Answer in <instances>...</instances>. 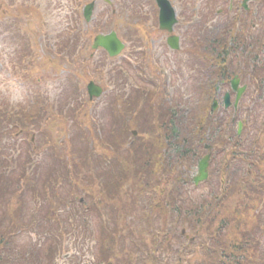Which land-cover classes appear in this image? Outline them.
Wrapping results in <instances>:
<instances>
[{
  "label": "rangeland",
  "instance_id": "374dc122",
  "mask_svg": "<svg viewBox=\"0 0 264 264\" xmlns=\"http://www.w3.org/2000/svg\"><path fill=\"white\" fill-rule=\"evenodd\" d=\"M0 1L4 2L3 4L5 7L3 10L7 9L8 13L13 18H16L14 9L10 8L12 4L15 5L18 3L21 5L22 3L21 6H15V8L23 11H36L43 6H51L53 10L58 3L65 5L68 0H39V3L36 4H33L34 0H24V2L22 0H15L14 3L12 0ZM96 1L93 17L98 18L106 5L104 0ZM109 1L111 3V5H108L110 11L116 12V17L111 24L114 25L113 28H116L118 34L121 36L123 35L127 39L139 40L142 44L155 41L158 43V41L163 38L164 35L162 33L149 31L151 25H154V19L152 18H154V15L156 16L157 13L152 0ZM171 1L173 6L177 8L176 11L180 19L175 34H181V36L178 35L181 50L174 55V64L175 66L178 65V74L182 81L185 78L184 67L188 59L194 67L193 60L197 59L199 61L197 70L202 72L205 68H201V60L205 62L206 54L217 57V65L219 67H222V61L230 62L232 60L230 51L224 47H219V45L216 47L219 52L215 53L213 49L208 51V48L211 47L207 44L209 39L213 38L212 43L232 39L236 33L240 35V25L245 26V21H247V24L248 22L250 24H255L256 30L258 31L264 30L262 28L264 20H261L264 16V0H259V3L252 8L250 12L251 16L246 19L243 18L240 23H235V25L232 24V20L230 19L231 15H235V18H242L241 16H237V10L234 9V7L240 5L237 0H235L234 3L230 2V0ZM194 5H197V8H193ZM216 8L218 12L215 13ZM186 10L188 12L193 11V13H189L191 14L190 20H187L185 16ZM39 11V30H49L48 34L51 38L55 39L60 31L67 28L68 22L64 20H60L55 25H47L45 22V11ZM58 12L59 11H56L55 13ZM199 12L202 14L204 13L205 17L213 12V16L203 19V22L199 24L196 23V21H198L197 17L202 16ZM145 15L146 18L147 16H149V18H144ZM257 15H259V18ZM23 21V29L26 28L25 24L31 26L33 30L38 27V19L36 16L32 18L23 16ZM260 21L263 22L262 25L259 24ZM109 23L105 21L104 24L99 25V22L93 18L89 24L82 22L79 25L69 26L67 29V38H65V40H69L70 43L73 44H79L76 50L79 54H72V58H75L73 60H84L83 57L88 53L86 48L84 50L81 48L83 45L91 46L90 33L94 34L93 30L96 29L108 31L112 27L107 26ZM6 27L14 30L12 38L8 39L9 37H7L5 39L6 41L0 39V74H6L7 76L6 52L11 53L14 58L20 54L24 55V57H26V55L30 56L31 53L29 49L30 46L25 37L17 31L19 25L11 21ZM28 29L29 28H27V30ZM192 40H195V43ZM184 42L187 44L185 52L183 51ZM253 45L257 46L256 42L254 43L253 41ZM230 47L232 46L230 45ZM71 48L75 47H65L68 51H70ZM37 50H40L39 44ZM50 50H52V48H50ZM132 52L131 50L130 53ZM166 53H168L166 48L162 47L161 59L164 58ZM220 53H226L223 59V54ZM39 54L45 55V52L42 53L39 51ZM66 56L70 60L69 55H64L60 56L58 59H52L53 61L51 62L41 64V67H39V78L43 77L46 79V84H53L54 82V85L57 86L54 96L55 104L62 98H65L66 95L75 94L77 95L74 97L77 101V105L79 103L82 113H85L83 105H85L86 102L81 101L79 96L83 91V87L77 89L79 90L77 91L72 81L69 84L67 82L60 84V82L51 79L55 74L57 78L61 77V73H58L60 68L66 67L69 63ZM140 57L143 58V56ZM30 60L31 58H29V61ZM95 60H98L97 57ZM249 60L251 61L253 58L249 56ZM129 63L131 67L134 66L132 59L129 60ZM130 66L124 65L120 60L114 61L112 67H114L118 73V76L114 74L116 78L112 80V86L116 84L113 89V93L115 94L114 98L110 99L111 95L107 93L104 100L101 99L102 101L100 100L99 102L98 99L94 100L95 103L92 109L85 113L86 117L83 116V114L79 115L80 109H78L75 115L79 118H75L72 121L70 119V122L65 124L64 130H62L61 127L58 128V126L54 124L49 125V129L45 130L43 136H36L38 143L34 144V147L26 144V142L18 143L17 139L7 136L5 131V123H7L5 120H7V118L0 116V255L12 254L13 259L10 264H153V257L155 256L158 257L156 264H180V262H184L183 264L213 263V259H215L214 251H219L217 244L220 242L211 241L205 231H203V234H199L198 237L200 246L202 245V238L206 244L201 251L198 250V253H200L199 255L195 252L191 255L184 251L185 249L182 245H185L188 240L185 235L183 237L181 232L178 231L181 230L180 226H184L189 229V231L186 232L189 238H195L197 235L196 229L198 228L196 220L197 214L195 212L196 208L194 206H184L181 204V194L175 193L172 185L168 187L165 185L166 189L164 193L166 195V200L162 202L163 205L156 206L165 209V222L162 216H157L150 212L148 213V208L152 203L157 202L154 198L156 196L160 197V192L143 193L141 196L137 197V192L140 193L141 187H150L154 185V182L150 179L156 178L157 175L152 169V163L155 160L158 161L162 159L165 152V150H163L164 145L160 148H156L153 143L151 144L150 141H146L150 134L149 132L155 129L152 123H162V125L169 126V123L173 122L168 128V131L161 129V134H159L161 138L158 141L161 143L165 142L169 147V151L173 149L174 146H180L181 149L190 148L192 151H196L198 156H201L206 151L200 149L197 142L200 141L199 145L204 143L205 132L208 130L206 122L209 118L210 106L212 103L210 96L212 95L205 93L204 90L202 94H197L201 95L199 97L196 96V94L193 95V97L184 94L180 98L179 94L176 93L177 98L175 97V99H172V102L165 101L160 95L152 93L153 90L147 93L130 87L129 80L122 75V73L127 75L126 70ZM212 67H214V65L209 64L208 70ZM178 68L175 67V69ZM18 71L19 68L16 69L17 74ZM81 71L85 73L87 69L82 68ZM157 72L158 71H154L152 74L148 73V75L144 77H142L141 74H137V83L145 87H147L145 84L166 85V78H164V76L161 77ZM250 72L252 71H247V77H249ZM154 74L156 76L155 80L153 78ZM197 75V73L194 74V76ZM130 76V81H133L135 74H130ZM7 78L18 85L20 83V78L17 75H12L11 77L7 76ZM40 81L39 79V82ZM202 84H205V82L203 83L202 81ZM112 86L106 90L110 91ZM65 87H67V89L62 92ZM182 87L184 88V86ZM20 88L23 91V85L20 86ZM43 91V94H39L42 98H45V94H47L45 87H43ZM66 91L68 92L67 94ZM125 91L127 94L123 95L122 93ZM23 95L24 100L22 104L26 103V108L36 114L34 115L35 117H37V114L42 116L41 110L43 104L39 105V102L35 100H27L25 91H23ZM170 96L173 97L171 94ZM5 101L7 102L4 96L0 94V107L5 105ZM255 106L254 110L261 109L258 113V115H260L259 120L257 119V121L253 123L260 125L261 119L264 118V100L261 101V103H255ZM10 107L12 108V105H10ZM17 107L20 106H13V108ZM26 111L27 110L23 108L16 117H22L23 113H26ZM87 114L92 118L91 122ZM26 116L32 115L27 113L24 117ZM11 119H14V117ZM75 123H91L88 128L90 132H87L86 135L84 133L86 127L81 125L76 126ZM138 123H143V125L140 126ZM181 123H184V127L181 126ZM209 124L212 125V123ZM190 125H196L192 131L200 132L202 136L200 133H197L195 140L194 133L191 135L192 131L189 129ZM173 127L177 130L178 138L168 135V132H171ZM134 130H136V133L138 132V137L133 136ZM218 131L217 129V132ZM4 134L6 136H4ZM248 134L250 135L245 136L244 140H247V143L253 141L256 136L264 134V128L263 126L257 127L255 131L252 129ZM88 135L90 136L88 137ZM159 135L157 137H159ZM227 137L231 138V136ZM52 138L54 141V148L51 149L52 147H50L43 151L40 144ZM262 138L264 139V136ZM183 141H186V143ZM76 143H78L79 146H76ZM243 143L246 144L245 142ZM142 144L145 145L141 146ZM225 147L227 146H223V148ZM38 148L41 150L40 155L38 153ZM16 150H20L21 154L18 155ZM62 150L67 153L66 156H58V153L55 152ZM162 150L163 153L160 154ZM216 150L221 154L223 153L222 147H215V150L212 151V154L214 152L215 162L220 158L216 157ZM209 151L210 150H208V152ZM223 154H226V151H224ZM71 155H74L75 158L77 157L78 160H73L69 163ZM55 156L58 160L64 161L62 166L65 169H61V171L68 174V178L64 177L65 181L67 179L68 182L72 179L73 175L78 174L77 170H75L78 169L79 166L76 165L77 162L85 161L92 164V175L87 176V178L84 177L87 182L85 186L89 187V189L87 187V192L89 190L90 193L87 195L90 198H86L83 194L84 191L82 192L80 190L83 196L82 201L79 200L78 203L75 201V204H77L76 207L80 209L79 211L86 212L88 215L84 221L82 218L76 219V223H74L75 232L65 234L63 237L59 235L68 230L60 229L55 222H52V218L49 215L52 216V210L55 206L48 204L43 197L53 196V194L59 190L60 185L56 183V180L62 179V175L54 173V166H56V164L51 163ZM190 158L191 156L188 154L182 162L180 160L179 165H177L178 160H173L171 162L180 167L184 164H189ZM40 159L43 163L46 162L43 165L45 166L44 170L39 169L41 168V166H39ZM27 160H31L32 164L30 167L32 169L27 173V179L23 176L19 180L20 176L24 174L23 167H25ZM194 163L195 159L192 158L191 169ZM102 166L107 167L106 169H108L107 172L110 173L109 175L106 173L102 174V172L100 173L99 171L96 172V168L101 167L102 170ZM257 166H261V164ZM71 167H73L75 171H73ZM237 167H239L240 170H231L233 183L236 181L238 175L244 174L251 169L248 167L244 168L243 165H238ZM106 169H103V171L105 172ZM11 171L12 173L9 174ZM86 171L85 169L83 172ZM258 173L259 171L257 174ZM161 179L166 183L167 178L165 176H161ZM81 180H83V178ZM80 184L82 183L80 182ZM67 185V182L64 183V196H66L69 191ZM163 188L164 186L160 189ZM185 189L187 191L184 190V188L182 190L180 189L181 193L187 194L189 199H195L199 202L207 200L208 197L214 193V189L211 186H206V188L200 191H194L188 186L185 187ZM125 192H127L126 195ZM239 192L240 188H237L233 189V191L227 195L224 201L227 208L235 203L237 200L236 196ZM64 196L61 198L57 196L56 200L61 204L64 202L71 203L68 201L71 194L69 198H65ZM144 197H148L149 199L144 201ZM42 200L47 204H43L41 202ZM9 204H14V206L10 208ZM205 205L206 213L204 212L203 215H199L201 218H204L203 220H209L216 213L222 212L212 206L210 201H205ZM92 207L93 209H91ZM125 209H127L126 214ZM190 209L192 210L191 214L188 213ZM71 212H76V209H72ZM136 214L143 218V222H138L139 230L141 231H138L137 228L135 231L131 224ZM67 218L72 219L71 217ZM118 226L120 227L119 234L116 232ZM173 228L178 232L179 236H181L179 244L163 245L160 231L172 230ZM41 230L48 233V236L52 235V238L55 239L58 242L57 244L61 245V247H52L54 241L47 236L44 239ZM260 231L262 232V229H260ZM123 238L124 241H122ZM47 243L51 245L47 246ZM46 251L53 253L56 258H58V262L53 263V261H48L45 258ZM118 251L120 254H118ZM68 254L69 256H67ZM160 255L165 257L162 258Z\"/></svg>",
  "mask_w": 264,
  "mask_h": 264
},
{
  "label": "trees",
  "instance_id": "16d2710c",
  "mask_svg": "<svg viewBox=\"0 0 264 264\" xmlns=\"http://www.w3.org/2000/svg\"><path fill=\"white\" fill-rule=\"evenodd\" d=\"M232 42L231 39L229 40H223L219 41L218 44L223 46L225 49L229 46V44ZM253 78H256L257 81L260 80V82H264V69L256 70L253 75ZM260 100V96L258 97ZM257 114H250L249 115V122L246 125L245 132L238 136L236 132H233L232 125L230 123L221 124L218 128L217 135L213 138L214 140V146L213 149L215 150V147H222L223 153L226 151V154H221L219 151L216 150V157H220L219 160L215 163L213 169V180H216L220 182V192L221 194H224V197H220L218 200V203H214V207L216 209H219L222 212L216 213L213 217L214 220L212 221V224L216 221H218V227H214L211 225V219L203 220L204 218H201L199 215H203V213H206V205L203 202H195L193 204H189L187 206H194L196 208L195 212L197 214V225L199 232L205 231L207 233H210L214 230L212 234H216L218 236L219 241L222 243L224 250L226 254L220 253V263L216 264H264V182L262 178L264 177V163L261 164V166H256L255 164H258V161H261V163L264 161V139L262 138L264 134L258 135L255 137V139L251 142H246L245 136H248L252 129L254 131L257 127L264 128L263 123L261 122L260 125H257V123H253L251 119L257 121ZM38 123V122H36ZM157 126H160L161 129H164V131H168L167 125L162 126V123H155ZM173 124L169 123V127ZM182 126V123H181ZM41 124L39 123V132H40ZM191 131L194 129V126L190 125L189 128ZM263 130V129H261ZM175 135H174V133ZM161 133V132H160ZM190 133V132H189ZM171 137H177V130L173 127L171 130ZM193 135V131L192 134ZM170 136V135H169ZM227 136H231V138H228ZM235 136V137H234ZM178 138V137H177ZM235 138V139H234ZM160 139L156 135L152 137V143L156 148H160L161 146L165 145V142H158ZM186 143V141H183ZM212 142V141H211ZM234 142V144H233ZM245 142L246 144H244ZM53 138L51 140H47L46 145L48 147H53ZM223 146H227L223 148ZM67 149V147H66ZM209 149H212L211 144L209 145ZM168 150V148H167ZM192 150L186 151L185 149H181L180 146H174L173 149H171L166 155L162 156V159H159L158 161H154L152 163L153 169L157 175L156 178H154V185H151L150 187H146L150 191H155L157 189V186L161 182V176L167 175L169 172H174L175 169L178 168L177 165H179L180 160H184L188 154L190 156L193 155ZM77 161L78 159L75 158ZM173 160H178V164L174 165ZM249 162L251 165L255 166L258 169L259 173L257 174V170L253 172L252 175L247 174L246 177H238L240 181H235V183H232V175L231 170L236 166L237 163H244ZM256 162V163H254ZM51 163H55L52 161ZM50 163V164H51ZM56 164V163H55ZM52 165V164H51ZM78 166V174L73 175L72 178H77V180H72L68 183L69 191L68 194L73 195L75 194V191L73 190V185H79L80 189L84 191V194L86 195V198L88 197L87 194H89V190L87 192V187L85 184H87L86 180H80L79 178H84L87 176L92 175V164L85 161H79L77 162ZM54 166V165H53ZM62 165L56 164L54 166L55 168L61 167ZM166 166V168H165ZM74 169V168H73ZM87 170L86 172H83L84 170ZM94 170V167H93ZM261 171V172H260ZM86 173V175H85ZM58 174V173H57ZM81 174V175H80ZM77 176V177H76ZM69 176H67L68 178ZM22 177H20L21 179ZM26 178V177H24ZM92 178V177H91ZM19 179V180H20ZM18 180V182H19ZM64 182V181H63ZM62 181L56 180V183H58L59 190L55 192L57 196L62 197ZM77 182V183H76ZM80 182L82 184H80ZM71 185H70V184ZM239 186V187H238ZM240 188V192L237 194V200L235 203L230 206L229 208L225 205V199L228 193H231L230 191L233 189ZM89 189V187H88ZM237 191V190H236ZM235 191V192H236ZM227 192V193H226ZM143 190H140V196L142 195ZM55 194L53 196H43L45 201L48 204H51L55 206L53 208V214L52 216L49 215L52 218V222H55V224L60 228L68 231L62 232L59 236L63 237L65 234H70L75 232L74 223H76V219H83L85 220L86 216L88 215L86 212H80L75 204L69 205L66 207H71L73 209H76V212H74V217H71L72 219H68L66 216L64 217L63 212L65 211L64 203H60L56 200ZM123 194V193H122ZM126 195V193H125ZM124 196V195H123ZM13 199V198H12ZM44 200L41 202L43 204H47ZM99 203V202H98ZM97 203V204H98ZM182 204V202H181ZM14 204H9V207L12 208ZM96 207V206H95ZM94 207V208H95ZM93 209V207L91 208ZM125 209V214H126ZM184 210V207H183ZM182 210V211H183ZM156 214L157 216H162L163 220L165 222V212L161 210H157L155 208H151L148 213ZM188 213L191 214L192 210H188ZM137 215V214H136ZM138 216V215H137ZM140 217V216H138ZM141 218V217H140ZM143 219V218H142ZM112 221V220H110ZM205 221V222H203ZM51 222V221H49ZM143 222V220H142ZM135 226L139 230L138 224L135 222ZM133 227V226H132ZM134 228V227H133ZM181 228L185 229L184 226H181ZM262 229V232L260 231ZM40 230V229H39ZM121 231L123 232V229L121 228ZM117 234L120 233V227L118 226L116 230ZM43 230H41V234L44 236V239L46 236L50 239H52L53 245L52 247L60 248L61 245H58L57 241L52 238L51 236H48V233H45ZM135 234V233H134ZM172 236V235H170ZM59 238V237H58ZM124 241V238L122 239ZM162 244H165V238L162 242ZM51 244L47 243V246H50ZM128 245V244H127ZM60 246V247H59ZM119 252V251H118ZM229 252V255H228ZM45 258L48 261H53V263L58 262V258L56 256L49 252H45ZM120 254V252L118 253ZM125 256V255H123ZM162 258L165 256L160 255ZM13 259L12 254H2L0 255V264H10V262ZM158 257H153V264H156ZM109 261V260H107ZM108 264V263H107Z\"/></svg>",
  "mask_w": 264,
  "mask_h": 264
},
{
  "label": "flooded vegetation",
  "instance_id": "af4514ba",
  "mask_svg": "<svg viewBox=\"0 0 264 264\" xmlns=\"http://www.w3.org/2000/svg\"><path fill=\"white\" fill-rule=\"evenodd\" d=\"M258 3H259V0H256L255 3L252 4V6L257 5ZM99 19L101 21L102 17H100ZM152 19H154V26H156V24L158 26V23L157 22L155 23V18H152ZM91 24H93V23H91ZM262 28L264 29V25L262 26ZM262 38H264V30H260V31L256 30L254 33H252L250 31L248 36H247V39H248V42L250 45L251 44L253 45V41H254V43L256 42V44L258 45L257 40L262 39ZM186 48H187V44H186V42H184V46H183L184 52L186 51ZM212 48H213V46L210 47V49H212ZM213 50L215 51V53L219 52L216 48H213ZM86 60H88V57H84L83 61H86ZM204 61L205 62H203V60H201V68H205V70L202 72V71L197 70L198 65H199V61L197 59L193 60V64L195 65V67L191 64V61L189 59L187 60V63L184 67L185 78L183 80V86L185 87L186 92L190 95L196 94V96H199L197 94H202L204 92V90H205V93H208L209 95H214V96H221L222 94H226L228 89L227 88L224 89L222 87L225 84L224 82L214 84V82H216L217 77L218 78L220 77L218 65H217V72H216L215 77H214V73L210 74L209 73L210 69L208 70L209 64H213V65L217 64L218 58L211 56L209 58V60H204ZM245 65L246 64H244V67H245ZM233 68H234V66H233ZM247 71H249V68H244L242 79H246ZM195 73H197L198 75L194 76ZM222 79L223 80L227 79L226 70H224V73L222 74ZM202 81H203V83L205 82V84H202ZM210 81H212V84H210ZM229 94L231 96V105L229 107H231L230 109L234 113L237 111V107L239 106V103L236 104V102H235L236 93H234L233 91L230 90ZM241 99H243V98H241ZM244 101H249V98L246 97L244 99ZM221 107L222 106L219 103L217 110H218V108H221ZM228 108L224 107V109H222L223 117H222L221 122L224 121V114L223 113H224V111H227ZM229 113H227L226 115H229Z\"/></svg>",
  "mask_w": 264,
  "mask_h": 264
},
{
  "label": "water",
  "instance_id": "95a60500",
  "mask_svg": "<svg viewBox=\"0 0 264 264\" xmlns=\"http://www.w3.org/2000/svg\"><path fill=\"white\" fill-rule=\"evenodd\" d=\"M157 1V6L160 11V23L162 25L163 29L172 31V27L175 24V12L171 8L170 3L168 0H156ZM248 1V0H246ZM93 4H89L88 6L85 7L84 9V16L89 19L91 16V13L93 11ZM174 48H178L177 46V39L174 38ZM102 47L105 49L110 56H116L117 54L120 53V51L123 49L122 43L118 40L116 33L112 32L109 35L106 36H98L95 39V44L94 48ZM232 87L234 88L235 91L238 93V99L241 97L243 94L245 87L243 88H238V81H233L231 82ZM89 95L92 96H99V91H96L94 89V86L91 84L89 86ZM226 106L229 104L228 101V96L226 97ZM241 130V124L239 125V131ZM136 135V133H133ZM209 161H210V155L205 156L201 162L199 163V169H198V174L194 177L193 182L195 185H199L200 183L206 181L208 179V168H209Z\"/></svg>",
  "mask_w": 264,
  "mask_h": 264
},
{
  "label": "clouds",
  "instance_id": "9594fccd",
  "mask_svg": "<svg viewBox=\"0 0 264 264\" xmlns=\"http://www.w3.org/2000/svg\"><path fill=\"white\" fill-rule=\"evenodd\" d=\"M44 87L49 98H54L57 86L48 83ZM0 94H2L7 102L13 106L22 103L24 100L22 89L14 81L9 80L6 74H0Z\"/></svg>",
  "mask_w": 264,
  "mask_h": 264
}]
</instances>
